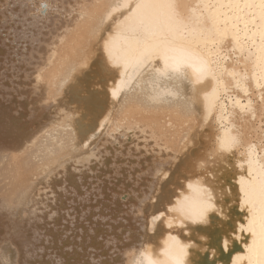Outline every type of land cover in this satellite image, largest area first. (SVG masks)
I'll return each instance as SVG.
<instances>
[{"label": "bare ground", "instance_id": "bare-ground-1", "mask_svg": "<svg viewBox=\"0 0 264 264\" xmlns=\"http://www.w3.org/2000/svg\"><path fill=\"white\" fill-rule=\"evenodd\" d=\"M262 166L261 0H0V264H253Z\"/></svg>", "mask_w": 264, "mask_h": 264}, {"label": "snow or ice", "instance_id": "snow-or-ice-1", "mask_svg": "<svg viewBox=\"0 0 264 264\" xmlns=\"http://www.w3.org/2000/svg\"><path fill=\"white\" fill-rule=\"evenodd\" d=\"M261 5L262 7H264V0H261ZM123 6L126 7L127 3ZM145 6H147L145 3H138L136 9H134L133 11H137L138 9ZM141 24L142 31L146 37L153 35L154 33L152 29L156 27H169L166 21H160L156 18H148L142 20ZM142 43L144 45L145 52L154 56L161 46L167 47L171 44V41H163L162 44H148L145 40L142 41ZM179 67L180 66L177 65V68ZM222 147H230V145L226 146L222 144ZM249 176H253L251 166L249 169ZM246 195L248 197L247 202L250 206V211L252 214V218L248 225V231L253 237V244L251 247L254 254L258 255V259L255 260L253 264H264V166H262L259 173V181L257 182L255 178L249 181ZM209 199H211V197H209ZM207 207H211V204H208ZM225 246L227 247V241H225ZM153 264H155V262H153ZM176 264H183V261L177 258Z\"/></svg>", "mask_w": 264, "mask_h": 264}]
</instances>
